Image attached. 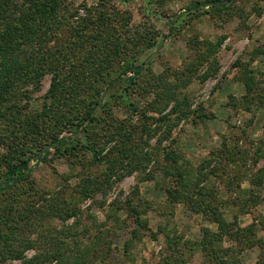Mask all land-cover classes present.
I'll return each instance as SVG.
<instances>
[{"label": "rangeland", "instance_id": "1", "mask_svg": "<svg viewBox=\"0 0 264 264\" xmlns=\"http://www.w3.org/2000/svg\"><path fill=\"white\" fill-rule=\"evenodd\" d=\"M3 1L0 264H264V0Z\"/></svg>", "mask_w": 264, "mask_h": 264}, {"label": "trees", "instance_id": "2", "mask_svg": "<svg viewBox=\"0 0 264 264\" xmlns=\"http://www.w3.org/2000/svg\"><path fill=\"white\" fill-rule=\"evenodd\" d=\"M233 0H210L203 3H194L190 7V9H196L203 6H211L213 9L216 10H228L232 5ZM38 2V1H37ZM6 2L0 0V13L4 9ZM54 8L49 5V3L44 2L43 4L36 3L35 4V11L40 15L41 18L50 17L52 16V10ZM7 39V43H0V87L2 86L3 80H7L9 78H17L20 79L21 77H26L32 73V65L27 61H23L20 59V51L19 54L15 57L14 50L16 49L13 45L15 39L12 37L11 33L9 32L5 35ZM19 48V46H18ZM146 69L145 63L137 66L133 70V76L126 78L125 80L120 78V81H125L128 83V86H131L135 79L140 77L144 70ZM55 93V91H54ZM95 107V106H94ZM94 107L87 112L86 117L83 118V121L80 123L82 125L86 120L93 121L95 119L94 115ZM86 129V128H85ZM70 136L56 138L53 140L52 144L47 146L44 153H39V161L47 162L49 161L50 157H57L58 155L62 154L63 152H69L71 149L66 146L67 143L71 141ZM32 166L30 161L23 160L20 164H17L10 168L8 172L4 175L3 181H0V191H2L6 187H12L16 183L26 180L32 170ZM56 257V255H54ZM25 264H33V261H26Z\"/></svg>", "mask_w": 264, "mask_h": 264}]
</instances>
